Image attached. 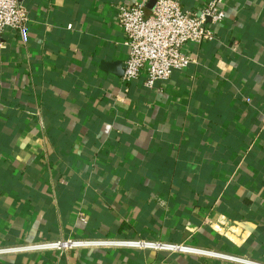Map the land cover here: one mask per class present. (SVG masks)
<instances>
[{
  "label": "crops",
  "instance_id": "0c3cea01",
  "mask_svg": "<svg viewBox=\"0 0 264 264\" xmlns=\"http://www.w3.org/2000/svg\"><path fill=\"white\" fill-rule=\"evenodd\" d=\"M20 1L28 39L0 35V246L149 239L250 263L104 246L0 264H264V0H223L215 39L154 87L122 80L134 0Z\"/></svg>",
  "mask_w": 264,
  "mask_h": 264
},
{
  "label": "built area",
  "instance_id": "2783aa9c",
  "mask_svg": "<svg viewBox=\"0 0 264 264\" xmlns=\"http://www.w3.org/2000/svg\"><path fill=\"white\" fill-rule=\"evenodd\" d=\"M222 1L209 0L205 6L186 10L181 0H155L151 14L146 12L150 0H134L119 4L117 18L126 37L125 45L129 49L122 80L125 83L134 81L146 72V85L154 87L156 82L168 79L174 71L188 68L196 60V56L189 52L187 46L190 43L204 44L214 40L213 25L226 18V12L221 8ZM29 21V9L20 0H0V35L11 31L22 41H26L30 30ZM79 218L86 221L88 217L80 212ZM104 246L203 253L250 263L243 258L224 256L182 243L149 239L44 240L24 245L0 246V256L21 251Z\"/></svg>",
  "mask_w": 264,
  "mask_h": 264
},
{
  "label": "water",
  "instance_id": "95a60500",
  "mask_svg": "<svg viewBox=\"0 0 264 264\" xmlns=\"http://www.w3.org/2000/svg\"><path fill=\"white\" fill-rule=\"evenodd\" d=\"M154 4V1H152L151 2V6ZM115 65V67L117 68V66H118V63H116V64H114ZM126 66V65H125Z\"/></svg>",
  "mask_w": 264,
  "mask_h": 264
}]
</instances>
